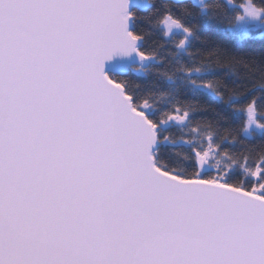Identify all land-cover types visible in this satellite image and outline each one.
Here are the masks:
<instances>
[{
    "label": "snow or ice",
    "instance_id": "obj_1",
    "mask_svg": "<svg viewBox=\"0 0 264 264\" xmlns=\"http://www.w3.org/2000/svg\"><path fill=\"white\" fill-rule=\"evenodd\" d=\"M0 264H264V0H0Z\"/></svg>",
    "mask_w": 264,
    "mask_h": 264
}]
</instances>
